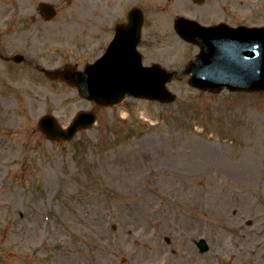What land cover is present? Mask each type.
Wrapping results in <instances>:
<instances>
[{"label": "rangeland", "instance_id": "obj_1", "mask_svg": "<svg viewBox=\"0 0 264 264\" xmlns=\"http://www.w3.org/2000/svg\"><path fill=\"white\" fill-rule=\"evenodd\" d=\"M134 8L144 65L175 74L174 103L99 107L38 71L93 63ZM178 16L262 27L264 0H0V264H173L190 248L208 264H264V92L193 88L200 47L177 34ZM17 54L26 62L3 59ZM81 111L97 123L70 142L38 129Z\"/></svg>", "mask_w": 264, "mask_h": 264}, {"label": "water", "instance_id": "obj_2", "mask_svg": "<svg viewBox=\"0 0 264 264\" xmlns=\"http://www.w3.org/2000/svg\"><path fill=\"white\" fill-rule=\"evenodd\" d=\"M39 9L47 20L57 14L49 3H41ZM143 23V12L131 10L129 23L117 27L115 39L104 57L86 65L83 71L72 65L42 71L51 80L77 87L83 98L99 106L118 105L128 96L173 103L176 96L167 89L173 74L157 64L143 66L142 55L137 50ZM175 28L184 40L201 47L197 60L188 68L193 87L214 93L224 87L231 91H264V28H231L225 23L205 27L183 17L177 18ZM12 60L21 63L24 57L17 55ZM96 119L95 112H80L69 127L62 128L53 115L47 114L38 126L47 139L63 142L91 128ZM205 247L206 244L203 250Z\"/></svg>", "mask_w": 264, "mask_h": 264}, {"label": "flooded vegetation", "instance_id": "obj_3", "mask_svg": "<svg viewBox=\"0 0 264 264\" xmlns=\"http://www.w3.org/2000/svg\"><path fill=\"white\" fill-rule=\"evenodd\" d=\"M187 251L183 252V257H181L182 258L181 261H179L178 258L173 259V264H178L179 262H182V264H208L207 259L206 260L201 259L200 261H195L193 255L191 254L192 253L191 248L188 249Z\"/></svg>", "mask_w": 264, "mask_h": 264}, {"label": "bare ground", "instance_id": "obj_4", "mask_svg": "<svg viewBox=\"0 0 264 264\" xmlns=\"http://www.w3.org/2000/svg\"><path fill=\"white\" fill-rule=\"evenodd\" d=\"M219 232V231H218ZM231 232L233 233L234 231L231 230ZM222 237H225L226 235L222 234ZM178 264H182V262H179Z\"/></svg>", "mask_w": 264, "mask_h": 264}]
</instances>
